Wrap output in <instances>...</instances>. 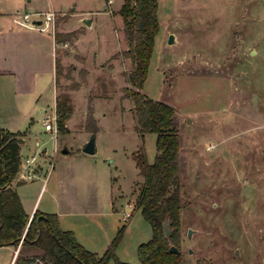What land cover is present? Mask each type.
I'll list each match as a JSON object with an SVG mask.
<instances>
[{
    "label": "rangeland",
    "instance_id": "1",
    "mask_svg": "<svg viewBox=\"0 0 264 264\" xmlns=\"http://www.w3.org/2000/svg\"><path fill=\"white\" fill-rule=\"evenodd\" d=\"M68 1L54 3L65 8ZM74 1L76 11L92 3L90 8L102 12L92 15L94 22L85 33L89 39L97 37L98 57L72 54L77 32L64 33L72 35L57 49L58 61L62 59L57 64V96H68L72 110L68 129L64 124L57 137L42 123L45 114L52 113V97L31 106L30 116L2 118L7 130L27 133L21 137V160L35 155L33 168L37 163L43 167L16 189L28 210L36 202L38 211L65 213L63 225L97 254L124 225L114 253L121 261L139 264L138 245L149 240L152 231L134 207L142 177L131 153L143 143L152 162L156 134L144 133L142 140L126 92L136 88L117 13L123 0H106V13L104 0ZM0 2L8 10L19 5L21 12L27 4ZM34 2L46 7L48 1ZM61 18L55 16V23ZM157 18L159 29L140 91L174 110L183 204L181 264H264V0H157ZM119 43L121 50L101 61L119 49ZM88 107L98 120L97 152L85 157L80 149L83 129L90 127ZM66 145L72 152L62 154ZM12 253V247L0 248V264H9Z\"/></svg>",
    "mask_w": 264,
    "mask_h": 264
},
{
    "label": "trees",
    "instance_id": "2",
    "mask_svg": "<svg viewBox=\"0 0 264 264\" xmlns=\"http://www.w3.org/2000/svg\"><path fill=\"white\" fill-rule=\"evenodd\" d=\"M117 13L122 17L128 47L124 54L130 58V80L136 89L126 92L133 101L136 130L143 140L144 133H155L156 153L152 162L146 157L144 144L131 153L138 174L142 177L134 207L149 223L152 235L138 245L139 264H181V255L169 251L178 248L180 211L183 206L178 178L179 137L173 126L174 110L168 103L155 100L141 92L146 79L154 38L159 29L157 0H123ZM69 34L57 33V41ZM56 97L57 126L64 124L71 113L69 97ZM88 131L97 130L92 109L88 107ZM20 132L0 126V246L19 245L13 264H131L121 261L114 248L124 225L106 250L97 255L80 244L71 230L61 229L55 213L35 210L30 216L24 209L12 185L21 162ZM168 220L169 236L163 231ZM31 251L25 254L24 251Z\"/></svg>",
    "mask_w": 264,
    "mask_h": 264
},
{
    "label": "crops",
    "instance_id": "3",
    "mask_svg": "<svg viewBox=\"0 0 264 264\" xmlns=\"http://www.w3.org/2000/svg\"><path fill=\"white\" fill-rule=\"evenodd\" d=\"M27 4H24L23 12H47L54 11L55 16L58 15L62 17L58 23H54V33L51 31L50 23L39 21L40 23L24 22L19 19H15V14L21 12L19 5H13L11 9H6L2 3L0 4V126L7 129L2 125V118L6 121L9 120L12 116H17L22 114L23 116H30V107L36 106L38 103L41 104L46 102L50 97L53 100V106L56 109V97H57V64L62 63L58 61L57 49L59 46L68 44V39L63 41H57V33H67L75 30L77 32L76 37H74L71 46L74 49L72 54L78 55V52H84L90 54L93 60L97 56V46L96 41L97 37L94 36L92 39L87 38L85 34L86 31L90 30L89 27L92 26L94 22V17L92 15L102 13L98 10L90 8L92 3L86 7L87 9H82L76 11L77 3L74 0H69L66 4V7L63 8L61 5L55 4L54 0H47V6L41 7L38 6L34 0H25ZM113 1V0H112ZM106 0L102 3L103 11L105 9ZM122 2H120L119 7ZM118 7V8H119ZM105 12V11H104ZM106 13V12H105ZM77 14V15H76ZM89 15V17H88ZM108 15V14H107ZM75 16H78L77 19H74ZM85 19L90 20V24L87 25L84 23ZM38 22V21H37ZM123 25V21H122ZM89 39V40H88ZM119 49L113 51L109 56L105 58H100L101 61L108 59L115 55L118 51L121 50V43H119ZM89 46V48H88ZM127 48H124L126 50ZM80 55V54H79ZM83 56V55H81ZM112 60H117L116 57ZM102 64V62H101ZM43 111V108L40 109ZM94 116V115H93ZM70 118L68 115L65 125L68 129L67 121ZM97 125V118L94 116ZM98 130V125H97ZM97 130L95 132H97ZM20 132V137H25L27 134L26 131H13ZM83 135L81 144L87 141L89 135L92 133L83 129ZM97 136V133H96ZM21 151L24 145L25 140L22 139ZM64 149L66 152L62 154H67L72 152L70 146H65ZM81 150V155L87 157L94 154H87ZM44 149L42 150V152ZM35 156V155H34ZM155 156V155H154ZM31 156H26L28 158ZM110 158V157H109ZM35 161V160H34ZM153 161V160H152ZM24 167V165H23ZM42 164L37 163L34 166L35 177L37 174L42 172ZM20 170L18 171L16 177L12 181V185L16 187L23 182L20 179ZM34 179V178H33ZM32 180V179H31ZM42 190V187L39 191V194ZM17 191V189H16ZM18 193V192H17ZM38 194V195H39ZM19 195V194H18ZM119 197H124L123 194H119ZM20 198V196H19ZM69 198H72L69 197ZM125 198V197H124ZM123 198V199H124ZM21 200V199H20ZM92 203V198L89 199ZM65 202V199H62V203ZM22 203V201H21ZM67 203L72 204V200ZM23 205V203H22ZM36 202L28 210L24 207L25 211L32 216L34 213ZM127 206H131L127 201ZM132 207V206H131ZM133 209V208H132ZM139 210V209H138ZM41 212L45 213H55L58 216V222L61 229L70 230L69 228L63 225L62 217L64 216L61 210L57 211H48L42 210ZM131 215V214H130ZM13 248V253L11 261L9 264H13L19 247L16 248L13 245H4L0 248ZM89 250V249H88ZM25 254H31V251H24ZM97 254L96 252H94ZM101 255V254H97ZM32 264V263H31Z\"/></svg>",
    "mask_w": 264,
    "mask_h": 264
},
{
    "label": "built area",
    "instance_id": "4",
    "mask_svg": "<svg viewBox=\"0 0 264 264\" xmlns=\"http://www.w3.org/2000/svg\"><path fill=\"white\" fill-rule=\"evenodd\" d=\"M112 2V0H108V3ZM15 19H19L24 22H32L33 24L37 21H45L50 23L51 31L54 33V23H55V12L47 11V12H17L15 14ZM66 46V44H64ZM43 126L45 130L52 131L54 137H57L58 126H57V114L56 109L53 106L52 113H46L43 119ZM57 152V146L54 147V153ZM35 156L24 158V160L20 162V167L24 165L23 171L20 170V179L23 181L31 180L35 176L34 168L32 164L34 163Z\"/></svg>",
    "mask_w": 264,
    "mask_h": 264
},
{
    "label": "water",
    "instance_id": "5",
    "mask_svg": "<svg viewBox=\"0 0 264 264\" xmlns=\"http://www.w3.org/2000/svg\"><path fill=\"white\" fill-rule=\"evenodd\" d=\"M36 23H40V22L38 21ZM84 23L87 24V25H89L90 24V20L89 19H85L84 20ZM173 41H174V36L173 35H170L168 37V43H172ZM18 142L20 144L23 142V140H22L21 137L18 138ZM82 151L85 152V153H87V154H94L96 152V132L95 131L92 132L89 135L87 141L83 144ZM62 152H66V150L63 148L62 149ZM168 225H169V221L168 220H166V221L163 222V231H164V234L166 236H169V234L171 232V230L168 228ZM190 233H191V230L189 229L188 230V235ZM18 247H19V245H18ZM169 251L174 252L176 254H179L180 253V250L176 246H174V245H171L169 247Z\"/></svg>",
    "mask_w": 264,
    "mask_h": 264
}]
</instances>
